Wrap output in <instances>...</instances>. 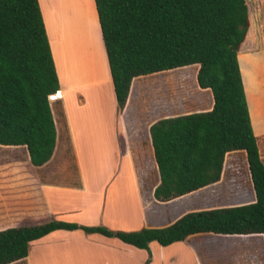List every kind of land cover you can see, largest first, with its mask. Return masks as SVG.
Instances as JSON below:
<instances>
[{"label":"crops","instance_id":"0c3cea01","mask_svg":"<svg viewBox=\"0 0 264 264\" xmlns=\"http://www.w3.org/2000/svg\"><path fill=\"white\" fill-rule=\"evenodd\" d=\"M39 3L60 82L50 99L57 143L42 166L32 163L26 145L0 144V230L58 220L137 231L164 227L190 211L233 206L217 204L223 196L221 201L230 202L238 195L249 198L250 193L239 190L240 150L227 154L218 182L170 201L157 200L161 175L150 128L159 119L191 112H173L176 102L165 112L157 95L164 83L159 90L148 86L154 83L147 84L148 77L165 71L136 77L120 108L96 0ZM251 9L238 59L264 162V0ZM194 65L198 72L200 65ZM201 89L210 99L201 102L200 111H209L212 90ZM223 183L228 190L218 188ZM199 193L207 195L205 205L189 201ZM250 199L256 200L255 191ZM257 235L204 232L166 246L155 240L150 243L151 264H258L257 251L246 242ZM149 256L147 249L117 237L60 228L32 241L29 255L9 264H146Z\"/></svg>","mask_w":264,"mask_h":264},{"label":"trees","instance_id":"16d2710c","mask_svg":"<svg viewBox=\"0 0 264 264\" xmlns=\"http://www.w3.org/2000/svg\"><path fill=\"white\" fill-rule=\"evenodd\" d=\"M116 96L124 108L133 80L199 64L212 90L209 111L166 117L150 133L161 175L154 195L170 201L218 182L229 152L247 153L256 200L200 209L169 225L115 231L52 220L0 230V264L29 255L32 241L56 229L82 228L147 249L197 233L264 235V162L254 134L238 53L250 28L247 0H96ZM60 89L39 0H0V144L26 145L42 166L53 156L57 128L50 96Z\"/></svg>","mask_w":264,"mask_h":264},{"label":"rangeland","instance_id":"374dc122","mask_svg":"<svg viewBox=\"0 0 264 264\" xmlns=\"http://www.w3.org/2000/svg\"><path fill=\"white\" fill-rule=\"evenodd\" d=\"M249 4V9H251L252 4L260 5V0H247ZM252 11V9H251ZM197 65H188L183 66L171 70H167L165 72H161L158 74L152 75L151 77H148V82L153 81V84H149L148 86H153L151 89L155 88V90H159L161 88L160 84H163L162 86V92L160 94H157L160 99H162L163 105H164V111L167 112L170 110V105L174 104V102L177 103V108L174 109L173 112L178 114H183L186 112H194V111H200L204 109V105H201V102L205 101L208 102L210 99V96L204 93V91L201 89L200 85L198 84L197 80ZM161 82V83H160ZM153 92V91H152ZM149 97V92L146 94ZM172 102V103H171ZM2 156L8 155L7 153H1ZM244 151H240L236 153L238 159V166H240V177L239 182L241 183L239 190L244 191V194L250 193L249 198H247L245 195H238L237 199L233 202L231 201H221L223 197H220V201L216 202L219 205L222 204H246L251 203V194L254 191L253 181L251 177V172L248 170L249 163L246 161V156H244ZM146 158V157H145ZM229 162H231V159H228ZM147 166H149L153 170V166L149 163V158L147 161ZM151 171V170H150ZM152 172V171H151ZM220 190H228L227 187H225L224 183L220 185ZM230 190V188H229ZM206 194L199 193L196 196L189 199V201H194L196 204L202 203L205 205V198ZM243 198H239V197ZM239 198V199H238ZM255 200V199H254ZM253 200V201H254ZM246 242H251L253 246V250L257 251L258 255V264H264V235L258 234L256 237H249Z\"/></svg>","mask_w":264,"mask_h":264},{"label":"built area","instance_id":"2783aa9c","mask_svg":"<svg viewBox=\"0 0 264 264\" xmlns=\"http://www.w3.org/2000/svg\"><path fill=\"white\" fill-rule=\"evenodd\" d=\"M56 97V94H53L50 96V99H54Z\"/></svg>","mask_w":264,"mask_h":264}]
</instances>
